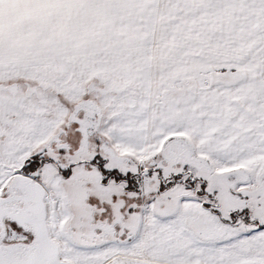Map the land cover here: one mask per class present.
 Wrapping results in <instances>:
<instances>
[{
    "label": "snow or ice",
    "instance_id": "obj_1",
    "mask_svg": "<svg viewBox=\"0 0 264 264\" xmlns=\"http://www.w3.org/2000/svg\"><path fill=\"white\" fill-rule=\"evenodd\" d=\"M0 264H264V0H0Z\"/></svg>",
    "mask_w": 264,
    "mask_h": 264
}]
</instances>
